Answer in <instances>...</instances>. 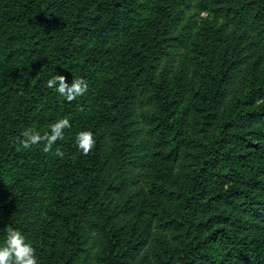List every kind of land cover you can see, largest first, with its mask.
Segmentation results:
<instances>
[{"label":"trees","instance_id":"1","mask_svg":"<svg viewBox=\"0 0 264 264\" xmlns=\"http://www.w3.org/2000/svg\"><path fill=\"white\" fill-rule=\"evenodd\" d=\"M64 117L50 152L22 146ZM9 229L38 264H84L92 237L89 264H264V0H0V246Z\"/></svg>","mask_w":264,"mask_h":264},{"label":"clouds","instance_id":"2","mask_svg":"<svg viewBox=\"0 0 264 264\" xmlns=\"http://www.w3.org/2000/svg\"><path fill=\"white\" fill-rule=\"evenodd\" d=\"M47 87H55L60 96L65 97L67 102H72L78 97L84 96L89 86L82 77L73 79L69 85L65 75L57 74L47 81ZM71 126L67 117L60 118L50 125V131L43 134L38 131H23L22 136L24 138L20 142L25 149L43 143L44 151L50 152L53 144L63 139L64 130L71 128ZM75 140L84 155L91 153L96 145L94 134L91 131H80ZM55 154L60 157L63 156V152L59 149L56 150ZM0 264H38L35 248L31 243L26 242L25 236L19 230H8L5 244L0 246Z\"/></svg>","mask_w":264,"mask_h":264},{"label":"rangeland","instance_id":"3","mask_svg":"<svg viewBox=\"0 0 264 264\" xmlns=\"http://www.w3.org/2000/svg\"><path fill=\"white\" fill-rule=\"evenodd\" d=\"M193 3L190 5H187L182 11V16L184 17V22L188 20L195 21L197 19H201L206 15V12H195V9L192 8ZM177 29V25L175 27V31ZM182 27L178 28V31H181ZM174 31V32H175ZM172 49L171 54H168L164 59L163 62H165L167 65H174L176 66L178 63L182 62V59L184 58L183 54L185 52V49L178 43L176 40H172ZM181 51V54H178V52ZM141 127L143 128V123L141 124ZM139 137L137 141H141V145L133 149V157L132 161L128 165V171L126 174V177L123 181L124 189L131 190L134 189L144 183V175L147 170L148 166V157L143 151V149L146 147L145 144V132L142 130L140 131ZM92 240L85 245V250L81 255V262L84 264H89L94 260V253L96 250V244L95 241Z\"/></svg>","mask_w":264,"mask_h":264}]
</instances>
